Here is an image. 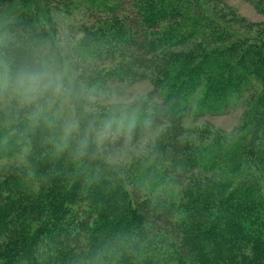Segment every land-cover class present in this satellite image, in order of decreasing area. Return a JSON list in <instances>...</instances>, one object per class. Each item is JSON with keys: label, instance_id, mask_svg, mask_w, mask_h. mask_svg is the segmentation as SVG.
<instances>
[{"label": "trees", "instance_id": "trees-1", "mask_svg": "<svg viewBox=\"0 0 264 264\" xmlns=\"http://www.w3.org/2000/svg\"><path fill=\"white\" fill-rule=\"evenodd\" d=\"M17 2L0 0V61L56 66L82 102L69 130L59 104L0 111V264H264V38L200 0ZM73 11L88 21L59 45L53 15ZM142 79L151 91L131 105L87 108ZM255 89L239 137L187 136L193 101L222 112Z\"/></svg>", "mask_w": 264, "mask_h": 264}, {"label": "rangeland", "instance_id": "rangeland-1", "mask_svg": "<svg viewBox=\"0 0 264 264\" xmlns=\"http://www.w3.org/2000/svg\"><path fill=\"white\" fill-rule=\"evenodd\" d=\"M40 4V0H33ZM204 4L210 13L221 17L226 24L234 28H238L240 33L246 36L253 37L259 36L264 38V0H200ZM42 5V4H40ZM14 8L21 7L17 0H13L11 5ZM35 7V6H32ZM35 9V8H34ZM42 9V8H41ZM10 16V15H8ZM8 16H0V24H4L2 20L7 19ZM57 24L60 28L59 33L55 35V39L59 45L73 43L80 35L79 26L82 23H87V16L82 15L81 12L73 11L69 14L54 13ZM6 23V22H5ZM151 83L147 79H142L134 82H123L119 85L111 86L109 90L101 96H84L86 100V106L89 110H97L99 107L116 108L131 105L138 98L147 96L151 91ZM258 90V89H257ZM247 91L242 96H235L229 99L227 107L222 112L212 111H197L199 110L197 100L192 102L191 114L183 121V125L186 128L187 136L194 140L196 137L201 138L208 137L212 134L211 131H217L224 134H229L233 138L239 137L238 135L245 132L246 126H249L245 111L247 108L246 100L251 97L256 91ZM252 93V94H249ZM93 97L95 103H88V97ZM117 97L125 101L124 104L113 107L107 103L109 97ZM11 101L8 100L5 103L0 104V111L5 110L11 106ZM63 123L68 128H74V112L71 106H65L62 110ZM69 130V129H68ZM201 130V132H200ZM154 134L147 135L142 139H131L132 150L120 151L116 153L114 157L115 162L129 160L135 156L138 152L145 153L150 149ZM128 153V156L127 154ZM131 153V154H130ZM21 157V156H20ZM20 157L4 160V162L12 163V161H20Z\"/></svg>", "mask_w": 264, "mask_h": 264}, {"label": "clouds", "instance_id": "clouds-1", "mask_svg": "<svg viewBox=\"0 0 264 264\" xmlns=\"http://www.w3.org/2000/svg\"><path fill=\"white\" fill-rule=\"evenodd\" d=\"M8 100L21 107L35 106L37 112H43L57 104L62 108L74 106L82 102V96L76 85L69 83L64 73L52 64L21 62L12 67L0 61V104ZM95 102L93 97H88V103ZM107 103L116 107L125 101L113 96L107 99ZM112 124L111 120L105 123V133L112 130ZM120 127H123V122ZM127 127L129 130L134 128V120L129 121Z\"/></svg>", "mask_w": 264, "mask_h": 264}]
</instances>
